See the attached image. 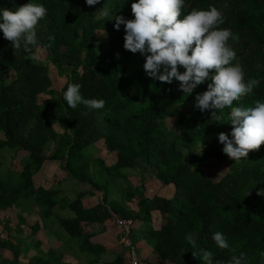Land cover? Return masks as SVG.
<instances>
[{
  "label": "trees",
  "instance_id": "16d2710c",
  "mask_svg": "<svg viewBox=\"0 0 264 264\" xmlns=\"http://www.w3.org/2000/svg\"><path fill=\"white\" fill-rule=\"evenodd\" d=\"M27 2L0 0V7L14 9ZM34 2L42 3L48 10L36 26L37 45L27 52L13 49L0 30V153L5 149L27 153L19 168L3 169L0 161V211H33L38 221L31 224L30 230L36 233L56 216V206L67 209L71 216L57 215L56 222L68 236V248H74V243L86 255L87 260L77 264H130L129 251L127 255L117 254L111 261H102L105 247L91 241L92 233L85 228L108 219L116 222V218L128 219L132 225L141 222L138 229L131 226L129 239L147 242L161 264H202L200 258H193V253L201 249L211 251L220 264H226L241 251L246 253L248 264H264L260 256L264 252V195L257 194L258 190L264 193V143L249 150L247 158L239 162L222 153L217 135L230 132V109L220 110L219 121H215L211 110L201 112L194 107L195 96L205 91L210 81L184 94L175 78L164 83L145 74V56L123 48V25L116 30L114 17L108 20L101 15L107 8L110 15L131 19L132 0H98L92 6L86 5L85 0ZM209 5L223 12L224 23L219 27L229 28L238 37L234 42L229 40V44L244 69L245 79L260 80L233 107L264 101V0H185L181 15ZM98 31L103 32L109 45L102 57L96 47ZM37 48L46 52L48 62L65 77L59 90L52 88L48 64L33 59ZM258 64L262 67L257 68ZM183 70L178 65V71ZM10 72L14 77L5 81ZM69 83H78L86 99H103L104 107H68L63 92ZM137 101L139 106L134 105ZM174 117L177 134L165 122ZM98 141L107 153L114 155L112 165L91 156L88 148ZM48 147L50 154L45 152ZM212 159L229 164L218 180L202 170ZM48 160L56 161L68 178L100 192L98 202L84 207L85 191H78L69 199L60 197L57 189L36 185L33 175ZM128 168L148 170L163 186L170 185L172 194L145 196L121 173ZM115 177L125 182L121 190L124 196L119 201L110 197ZM133 202L131 209L129 203ZM151 211L160 215L157 228L153 227ZM23 217L17 215L15 236L10 220L0 218V248L12 255L10 259L0 256V264H17L21 254H25L26 250L19 247L24 234L18 224L24 221ZM217 231L225 235L229 248L215 245L211 236ZM188 233L196 234V248L185 240ZM39 245L35 241L33 246L25 247L36 250ZM63 255L50 249L47 257L36 254L27 258L26 264H73L64 261Z\"/></svg>",
  "mask_w": 264,
  "mask_h": 264
},
{
  "label": "clouds",
  "instance_id": "9594fccd",
  "mask_svg": "<svg viewBox=\"0 0 264 264\" xmlns=\"http://www.w3.org/2000/svg\"><path fill=\"white\" fill-rule=\"evenodd\" d=\"M98 0H85L92 6ZM185 0H132L131 19L114 15L104 8L101 15L108 20L115 19L114 29L124 28L123 48L145 56L143 70L154 80L171 83L179 81V89L189 94L206 81L207 88L195 96L194 107L201 112L211 110V117L219 121L218 113L229 108L230 132L217 135L222 153L239 162L247 158L249 150L258 149L264 143V101L257 100L253 106H235L246 94L260 84L258 78L245 79L244 69L229 40L236 41L237 35L229 28L219 27L224 23L222 10L214 5L206 9L192 8L181 15ZM47 8L34 0L13 8L0 7V30L3 37L11 41L13 49L29 51L37 45L36 26L45 18ZM35 59V57H33ZM178 65L183 71H178ZM257 65V68H261ZM210 70H214L210 72ZM67 106L75 109L83 104L88 109L104 107L103 99H86L81 95L78 83H69L63 92ZM230 137V138H229ZM203 145H201L199 152ZM248 194V191L246 195ZM258 195H264L260 190ZM219 249L229 248L224 234L217 231L211 236ZM185 240L192 248L197 247L195 233H188ZM264 258V252L260 253ZM202 264H220L213 253L201 249L193 253ZM226 264H248L246 253L232 255Z\"/></svg>",
  "mask_w": 264,
  "mask_h": 264
},
{
  "label": "rangeland",
  "instance_id": "374dc122",
  "mask_svg": "<svg viewBox=\"0 0 264 264\" xmlns=\"http://www.w3.org/2000/svg\"><path fill=\"white\" fill-rule=\"evenodd\" d=\"M98 42L96 43V47L98 50V54L102 57L103 53L109 49V45L107 42L106 36L103 32L98 31ZM34 57L37 61H44L48 64V74L52 80V88L55 90H59L64 82L65 77L60 75L56 68L48 62L46 59V52L40 48L34 53ZM14 77L13 72L6 74L5 81H9ZM46 97V95H41ZM39 97L40 99L42 97ZM134 105L139 106L140 101H137ZM50 120L53 118L50 117ZM168 129L171 132L178 133L176 118H168L165 120ZM56 123L53 122V125ZM59 128V127H57ZM0 138H2V134L0 133ZM180 145V141L177 142ZM198 148L199 145L197 144ZM182 148V147H181ZM51 147H48L45 150L46 154H50ZM90 154L95 158H102L107 166L113 164L114 156L111 153H107L104 149V146L101 141L96 142L89 148ZM184 151V148H182ZM27 153L22 150H12L5 149L0 153V161L2 162V168L6 167H20V160L26 157ZM229 168V164L227 162H218L216 160H209L202 167L203 172L206 175H209L213 180H218ZM121 173L125 176L126 180L131 184V186L135 189L143 190V193L147 197H151L155 192L159 190V187L162 185L153 183V175L148 171H140L138 168H128L121 170ZM114 182L111 184V199H115L119 201L123 199L124 194H121V190L125 187L124 179L121 177H115ZM33 180L36 181V185H43L47 188L57 189L59 191L58 195L66 196L71 199L74 197L75 193L78 191H85L87 196L83 198V202L85 205H90L92 203H96L101 197V193L94 190L89 184L83 183L80 181H76L75 179L68 178L66 173L60 168L59 164L56 161L48 160L46 161L43 168L33 175ZM158 180V179H157ZM159 186V187H158ZM116 190V191H115ZM166 193V187L163 186V194ZM89 194L91 197H89ZM137 199V198H136ZM96 200V201H95ZM134 208L133 205H130ZM57 210L56 216L60 215L61 217L71 216V213L67 209H59L58 206L55 207ZM20 209H6L4 211H0V218L5 219L8 218L10 220V226L13 228L12 234L17 235L15 231V226L18 223L17 215L23 214L24 221L18 224L19 228L22 230L24 234V238L22 237V242H20L19 247L26 250L18 259L17 264H26L27 258L39 254L42 257H47L49 250H55L56 252H63V260L66 262H71L73 264L82 263L87 260L86 255L80 253L74 243H71L74 248H68L66 240H68L67 234L58 227V223L56 222L57 217H53L48 223L47 226L42 230L37 231L36 233H32L30 230V226L33 222L38 221L35 213L32 211L20 213ZM104 227L102 223H93L90 224L89 227H85L88 232L92 233L91 241L97 242L105 247V251L101 254L100 258L102 261L107 262L111 261L117 254L124 253L127 255L128 249L125 248L121 244V238L123 236L122 226L116 223L114 220H110L108 222V226ZM133 227L135 226V222H133ZM129 237V236H128ZM35 241H39L40 245L38 249L27 248L25 245L29 244V246H33ZM135 258L138 262H147L139 258L137 253L135 252ZM0 256L3 258H12V255L9 250L0 248Z\"/></svg>",
  "mask_w": 264,
  "mask_h": 264
},
{
  "label": "crops",
  "instance_id": "0c3cea01",
  "mask_svg": "<svg viewBox=\"0 0 264 264\" xmlns=\"http://www.w3.org/2000/svg\"><path fill=\"white\" fill-rule=\"evenodd\" d=\"M53 126L55 127V129L57 131H60V128H57L58 127L57 124H55ZM153 183H155L156 185H157V183L162 185L161 182L159 180H157L156 178L153 179ZM165 187H166V193L163 194V185H162L161 187H159V190L157 192H155L154 194L161 195V196H170L172 194L173 188L170 185H167ZM85 196H87V195H85ZM89 197H91L90 194H89ZM83 198H82V203H83L84 207L93 206L94 204H96L98 202V201L95 200L96 203H92L90 205H85L84 202H83ZM130 205H133V203L132 204L129 203V207L131 209H134ZM151 216H152L153 227H155V228L159 227V225H160V215H159V213L157 211H151ZM110 220H113V219H108V220L103 222L104 227H106L105 225L108 226V222H110ZM95 224H97V223H95ZM140 224H141L140 221H136L135 222V226L134 227L132 226L133 229H138ZM88 227H89V225H88ZM132 243H133V245L135 247V252L139 256V258H141L142 260L147 261V262H149L151 264H159L160 263L159 259L157 258V256L153 253L152 247L149 244H147V242H145L144 240H136L135 242L132 241Z\"/></svg>",
  "mask_w": 264,
  "mask_h": 264
},
{
  "label": "built area",
  "instance_id": "2783aa9c",
  "mask_svg": "<svg viewBox=\"0 0 264 264\" xmlns=\"http://www.w3.org/2000/svg\"><path fill=\"white\" fill-rule=\"evenodd\" d=\"M116 218V217H115ZM116 223L120 224L122 226V233L123 236L121 238V244L128 249L129 251V262L130 264H146L145 262H138L135 258V248L129 239V233H130V228L132 226L130 220L126 219H118L116 218Z\"/></svg>",
  "mask_w": 264,
  "mask_h": 264
}]
</instances>
